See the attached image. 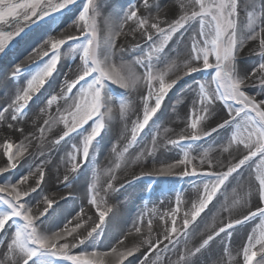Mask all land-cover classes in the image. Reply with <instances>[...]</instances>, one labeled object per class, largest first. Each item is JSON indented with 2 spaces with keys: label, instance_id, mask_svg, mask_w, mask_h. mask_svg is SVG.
<instances>
[{
  "label": "snow or ice",
  "instance_id": "snow-or-ice-1",
  "mask_svg": "<svg viewBox=\"0 0 264 264\" xmlns=\"http://www.w3.org/2000/svg\"><path fill=\"white\" fill-rule=\"evenodd\" d=\"M77 4L78 0H0V54L7 55L11 51L10 45L16 46L13 41L19 44L17 37L23 40L28 31L39 29V39L43 43L33 49V55H29L27 60L33 61V56H39L41 60L48 57L43 63H35L34 67L28 68L13 62L8 82L20 86L14 88L6 105L0 107V125H6L12 133L19 132L24 139L16 143L6 134L0 142L2 155L7 157V162L0 167V174L17 169L21 160H26L32 139H38L43 145L45 131L51 132L58 125L63 126L61 132L50 143L61 145L75 139L77 142L71 145L64 162L69 172H80L111 127L115 97L109 84L127 90L122 94L125 97L130 91L143 89L137 107L127 99L119 100V120L123 125L121 138L127 143L122 151L117 152L114 169L109 168L106 172L107 189L118 191L112 181L117 179L115 171L125 161V153L143 139L142 134L148 135L153 131L152 126L160 119L158 113H162L166 97L185 77H189L195 81L192 90L196 96L191 111L185 117L183 131L178 138L159 143L157 127L155 135H151L150 147H145L135 160L152 157L155 161V155L161 148H180L182 158L176 163L153 167L146 175L171 176L174 169L183 165L179 175L200 178L196 185V198L183 212L182 225L177 227V217L185 201L181 195H176L175 207L160 217L164 221L161 239L153 241L150 218L147 236L142 227L133 226L140 238L138 244L128 247L121 239L118 244L123 247L101 249L95 241L103 231L101 225L112 208L98 194L99 174L94 176L85 194L87 204L96 209L99 222H95L92 216L85 219L81 215L84 213L82 207L62 228L52 230L44 225L49 209L56 201L43 195L42 202L46 206L42 212L34 213L31 202L26 199L38 190L40 193L44 191L42 186L47 183L46 172L50 169H46V165L50 159L42 160L26 174L21 173L14 182H6V178L0 181V235L4 236L0 242V249H3L0 251V264H124L141 247H147V251L140 264H157L161 255L176 250L181 240L185 248L178 253L175 264H197L193 258L203 254L221 234L230 236L232 230L248 221L264 218V0H175V15L171 19L161 17L159 5H154V0H140L139 5H130L127 11L122 10L114 19L107 18L103 35L98 26L99 0H84L72 19L74 32H61L59 37L47 36L45 39L57 16L72 12ZM154 10L155 15L152 14ZM242 14L246 18L244 23L241 22ZM194 26L197 30L191 34L186 52L182 54L177 50L175 58L167 56L166 49L174 37L183 43L184 33ZM121 36L125 39L131 37V41L136 43L118 45ZM249 42H256V49L251 51L259 59L241 71L239 54ZM65 45L68 51L64 55L78 54L79 63L74 69L69 68L72 75H64L58 85L59 91L50 93L43 101V107L37 106L39 113L48 117L38 129L40 135L26 133L19 122L25 119L30 102L37 93L46 83L51 86L50 78L57 71L61 49ZM126 52L136 55L125 60L123 54ZM24 73L27 75L20 83L19 78ZM203 73H208L210 79L201 80L194 75ZM250 86H258L259 91L250 94L247 91ZM60 101H64L63 108ZM53 105H56L55 116L51 114ZM219 105H222L221 111H217ZM213 119L216 120L215 126L205 130V125ZM221 130L225 135L222 141L217 142L219 151L231 155L235 147L240 155L223 165L222 170H217V164L210 158L213 149L209 148L200 157L199 166L194 165L192 145L202 138L212 137L214 133L220 134ZM168 131L164 129L165 133ZM113 152H116L115 147ZM244 168L249 169L246 179L242 176ZM30 177L35 178L31 185L28 184ZM237 177L241 179L237 180ZM73 179L75 177L70 179L65 174L62 179L64 187H70ZM233 181H236V187L232 188L229 203L225 193ZM241 189H244L242 193ZM220 197H224L223 203H220ZM214 199L220 203L217 214L228 215L219 221V226L214 216L206 230L207 235L198 246L188 248L190 225ZM237 207L246 211L234 216L233 210ZM167 218H170V226ZM89 221H92L91 225ZM138 223H145L143 215L138 218ZM84 245L87 246L81 247ZM78 248L80 251H74ZM222 252L224 256L218 264H264V221L247 235L246 242L235 256L227 246ZM152 253H156L154 258Z\"/></svg>",
  "mask_w": 264,
  "mask_h": 264
},
{
  "label": "rangeland",
  "instance_id": "rangeland-1",
  "mask_svg": "<svg viewBox=\"0 0 264 264\" xmlns=\"http://www.w3.org/2000/svg\"><path fill=\"white\" fill-rule=\"evenodd\" d=\"M83 2L84 0H78V4L74 6L72 12H66L64 15H58L56 20L51 24L50 29L44 38L46 39L47 36L59 37L61 32H64V34L74 32V27L71 26L72 19L74 18L76 9L79 8ZM99 3L101 4V11L100 16L98 17V26L101 29V35H103L105 20L107 18L111 17L114 19L116 14L120 13L122 10L127 11L130 5H139L140 0H99ZM154 5H159V12L162 18L171 19L174 17L175 0H154ZM166 13H169V15H165ZM152 14L155 15L156 11L154 10ZM241 22H246V18L243 14L241 16ZM32 27L34 28L35 25ZM196 30L197 29L194 26L188 32H185L183 35V43H180L179 40L174 37L173 41L170 42L169 48L166 49L167 56L175 58L177 50H179L182 54L185 53L187 50L186 45L189 43V38ZM40 35L41 32L39 29L35 32L28 31V35L24 37L23 40L17 37L19 44H17L16 41H13V44L16 46L12 47L10 45V52H8L6 49V52H8L7 55L0 54V107L6 105L9 97L14 91V88L20 86V84L11 85L8 82L10 78L9 73L11 71V67L14 66L13 62L20 63L22 67L28 68L34 67L35 63H43L44 60L48 59V57H43V60H41L39 56H33V61L27 60L29 55H33V49L39 48L43 43V41L39 39ZM44 47L47 48L46 45ZM251 49H256V42H249L239 54V68L241 71H244L249 66L254 65L259 59V57L254 51H251ZM67 51L68 46L65 45L61 49L62 56L61 61L57 65V71L53 73V78H50L52 80L51 86H49L48 83L45 84L41 91L37 93V96L34 98V100L30 102V110L27 112L25 119L19 122L20 127L26 125L24 127L26 133L35 132L37 136L40 135L38 129L40 126H43V121L48 117L46 115H41L37 106H44L43 101L45 98L48 97L50 93H53L52 87L59 91L58 85L62 83L64 75L67 73L69 75L68 69L70 67L74 69L75 65L79 63L78 54L73 56L64 55V53ZM123 55L125 60H128L134 58L136 53L126 52ZM182 58L183 56H181V59ZM160 67L163 68L164 64L161 63ZM71 74L72 73H70L69 77H71ZM26 75L27 73L21 75L19 78L20 83L24 82ZM194 75H196L197 79H210L208 73ZM194 87L195 81L189 77H185L184 80H182L172 91H170L168 97H166L162 105V113H158L160 119L157 120L156 125L152 126L153 131L148 135L142 134L143 139L140 140V142L134 147L129 148L128 153H125V161L122 163L121 168L115 171L117 179L112 181V183L117 189H119L118 191L112 192L111 190L107 189L108 176L106 175V172L109 168L114 169L115 163L117 162V152L123 150L127 141L121 138V133L117 136L112 133L111 129H108V132L103 135V140L98 144V146H96L94 152L90 156L89 162L81 168L80 172L71 173L67 170L64 157L66 156V153L71 150V145L77 141L75 139H69L68 143L62 142L61 145L50 143V141L58 138V135L60 134L63 127L62 125L54 126L51 132H48L47 130L45 131L43 145H41V142L38 139H32V142L29 146V152L26 155V161L21 160V165L17 169L10 170L5 175L3 174L4 176L0 174V181H5L6 178V182H14L21 173L26 174L27 171L33 167V165L40 163L42 160L50 159V163L46 165V169H50V172H46L47 183L46 185L42 186L44 188L43 193H40L38 190L37 193H32L31 196L26 198L31 202L34 213L42 212L46 206L42 202L43 195H48L51 198L50 195L53 193L74 192L80 197L81 200L85 202L87 208L90 210V216H92L95 222L98 223L99 218L98 215H96V209L88 205L85 198V194L92 184L94 176L98 173V194L107 201V205L111 199H114L118 202L125 200L124 204L125 202L130 204L132 209V206H135V209H137L141 215L147 216L154 214L155 218L158 220H161V216H163L165 213H168L171 208L175 207V197L178 194L181 195L185 203L181 206V213L177 217V227H180L183 222V212L190 207L191 201L196 198V185L200 182V178L179 175V173L183 170V165H180L174 169V174L171 176L146 175V173H149L153 167L159 168L162 165H166L168 163H176L182 158V150L180 148H171V146H169V149L161 148L155 155V161H153L152 157H148L146 160L136 161L135 157L141 151H143L145 147H150L151 135H155V130L157 127L159 128L160 133L158 137L159 143H164L167 139L178 138L179 134L185 127V117L191 111L192 103L196 96V93L192 90ZM109 89L114 93L115 97L113 118L118 120L119 100L121 98L127 99L132 103L133 107H137L139 105L140 92L143 91V89L130 91L125 97L122 94L127 90L119 89L117 86L111 84H109ZM73 91L75 92L76 89ZM247 91L250 94H256L259 91V87L250 86ZM59 103L61 108H63L64 101H60ZM221 109L222 105H219L217 111H221ZM51 114L53 116L56 115V105H53ZM223 114L224 113L221 112V115ZM131 118L134 119L135 116L132 115ZM215 124V119L209 121L205 125V130H210V128L215 126ZM119 125L121 128L123 127L120 120ZM85 127H88V125H85ZM165 128L169 129L167 133L164 132ZM0 131L2 135V140L0 142H3L6 134L12 136L11 138L16 143H19L24 139V137L19 132L12 133L10 129H7L6 125H0ZM224 135V130H221L220 134L214 133L212 137H205L200 141L195 142L191 149V155L194 157L193 164L199 166L200 157L202 156L204 150L209 148L213 149V151L210 152V158L214 163L217 164V170H222L223 165L233 161L234 157L239 156L240 152H237L235 147L233 148L231 155L229 153H222L219 151L217 142L222 141ZM114 147L116 148V152H113ZM2 152L3 150L0 148V153L5 164L7 162V157L3 156ZM40 152H43L44 155H39ZM215 154L217 156H215ZM135 168L136 170H133ZM190 168L191 166H189V170ZM204 169H207L206 165H204ZM131 170L133 171L132 174L125 181H120L119 177ZM248 171V168H244L242 170V176L245 179L247 177ZM65 174L69 175L70 179L75 177V179L72 180V185L68 188H65L62 183V179ZM57 177H59V179ZM34 179V177H30L28 184H33ZM239 179H241V177H237V180ZM121 184L124 185L123 188L120 187ZM27 186L28 185H25L24 187ZM233 187H236V181L232 182L225 193V195L229 197V203H231ZM240 191L242 193L244 189H241ZM51 199L55 200L56 198L52 196ZM223 202L224 197H220V203ZM220 203H217V201L214 199L213 203L210 204L203 213H201L200 217H197V220L192 225H190V234L187 241L188 248L191 249L195 246H198L201 239L207 235L206 230L208 225L212 223L214 216L216 217L217 226H219V221L228 215V213H219V215L217 214L218 209L220 208ZM213 205H215V207H213ZM52 211L53 209H49L44 226L46 228H49V226H53L52 228L54 229L60 228L62 226V222L65 220V218L68 220L69 216L66 217V214L64 215L60 214V212H56L51 217ZM244 211H246V209L237 207L233 210V215H239ZM262 221H264V218L257 217L248 221L245 225L240 226L238 229L232 230L230 236L221 234L220 237H217L216 240L211 243V245L213 244L215 246V251L213 253L210 250V247H212L210 245L209 248L203 252V254H198V258L193 259L197 260V264H218V262L221 261V258L224 256L222 249L225 246H227L232 255L235 256L236 253L241 249L242 245L246 242L247 235L250 234L254 229H257ZM106 223L107 216L105 218V223L101 225L103 231L95 241L96 246L101 249H104L103 244L105 243L104 240L106 239L104 235L107 228ZM168 223L170 226V218H168ZM91 224L92 221L89 225ZM112 224L113 222L109 224V230L116 228V224ZM52 228L50 227V229ZM116 236L118 237V234H116L115 237ZM161 238L162 236L158 239ZM3 240L4 236L0 235V242ZM164 243H167V241ZM124 245H127L128 247L133 246L127 241L124 243ZM86 246L87 245L81 247ZM119 247H123V245H120ZM162 247L163 244L161 245V248ZM184 248L185 243L183 240H181L178 248L167 254H162L160 260L157 261V264H175L178 258V253L182 252ZM0 251H3V249H0ZM74 251L78 252L80 249L78 248ZM144 253L139 255L135 253L133 256L128 257L124 264H140ZM155 255L156 253H152L153 258Z\"/></svg>",
  "mask_w": 264,
  "mask_h": 264
},
{
  "label": "bare ground",
  "instance_id": "bare-ground-1",
  "mask_svg": "<svg viewBox=\"0 0 264 264\" xmlns=\"http://www.w3.org/2000/svg\"><path fill=\"white\" fill-rule=\"evenodd\" d=\"M165 15H169V13H166ZM130 42L136 43V41H131V37L125 39V37L121 36L120 39L117 41V44L118 45H124V46H130ZM69 76H70V72H69ZM50 91H51V88H50ZM52 92L53 93L58 92V90L52 87ZM25 126H23V128ZM110 129H111L112 133H114L117 136L121 133L122 128L119 125L118 119L113 118V120L111 122ZM1 136L2 135H1V131H0V141L2 140ZM26 155H27V153H26ZM215 156H217V155L215 154ZM24 161H26V160H24ZM2 166H4V161H3L1 153H0V167H2ZM133 170H136V168ZM132 172L133 171L131 170V171L127 172L126 174L121 175L119 177L120 181H122V182L125 181L132 174ZM3 174L5 175L6 173H3ZM3 174H2V176H4ZM65 195H68V196H65ZM50 196H51V198H52V196L54 198H56L55 199L56 203H54L53 207H52L53 211H52L51 217L56 212H58V213L60 212V214H64V215L66 214V217L69 216L68 219H70L71 216H74L76 213H78L82 207L84 208V213H82L81 215H83L85 219L87 218V216H90V210L87 208L85 202L83 200H81L80 197L76 193H74V192L73 193L64 192V193H56V194L53 193ZM124 201H122L123 202L122 203V202H118L114 199H111L109 204H108V206L112 208V212H109L107 215L106 227L108 228L109 224H111V222H113V224H116V228L113 230H109V228L108 229L106 228V231L104 234L106 239L104 240L105 243L103 244L104 249L109 248L110 246H118L119 247L120 245L118 244V241L121 239L124 240V243L127 241V242L131 243L133 246L138 244L140 242V238L134 232L133 226L135 224L136 226L142 227L144 235L147 236L148 235L147 229H146L147 228V221L150 218L152 220V225H153V231L151 234L153 241H155L156 239H158L162 236L163 226H164V221L162 219L158 220L157 218H155L154 214L147 215V216L144 215L143 219H144L145 223L143 225H140L138 223V218L141 216V213L138 212L137 209H135V206L131 205L133 207V209H132L130 207V204H128L126 202L124 204ZM66 222H67V218H65V220L62 222V226L60 228H62ZM73 223H75V221H73ZM90 223H91V221H89V224ZM50 227L52 228L53 226H49V229H50ZM52 229H54V228H52ZM57 229L58 228H56L54 230H57ZM81 231H82V229H81ZM130 231H131V235H129ZM116 234H118V237L117 236L115 237ZM211 246L212 247H210L211 248L210 250L213 253L215 251V246L213 244ZM146 250H147V247H141L140 251L137 252V254L139 255L141 253H144Z\"/></svg>",
  "mask_w": 264,
  "mask_h": 264
},
{
  "label": "flooded vegetation",
  "instance_id": "flooded-vegetation-1",
  "mask_svg": "<svg viewBox=\"0 0 264 264\" xmlns=\"http://www.w3.org/2000/svg\"><path fill=\"white\" fill-rule=\"evenodd\" d=\"M35 28V27H34Z\"/></svg>",
  "mask_w": 264,
  "mask_h": 264
}]
</instances>
